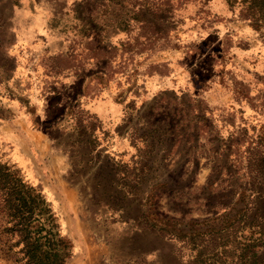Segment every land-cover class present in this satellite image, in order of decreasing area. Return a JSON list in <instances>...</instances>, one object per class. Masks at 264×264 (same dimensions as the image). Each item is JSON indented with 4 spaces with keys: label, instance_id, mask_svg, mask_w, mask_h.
Returning a JSON list of instances; mask_svg holds the SVG:
<instances>
[{
    "label": "rangeland",
    "instance_id": "rangeland-1",
    "mask_svg": "<svg viewBox=\"0 0 264 264\" xmlns=\"http://www.w3.org/2000/svg\"><path fill=\"white\" fill-rule=\"evenodd\" d=\"M231 2L0 0V123L56 128L61 164L1 134L0 162L52 203L67 264H189L174 236L245 214L227 249L264 259V8Z\"/></svg>",
    "mask_w": 264,
    "mask_h": 264
},
{
    "label": "trees",
    "instance_id": "trees-1",
    "mask_svg": "<svg viewBox=\"0 0 264 264\" xmlns=\"http://www.w3.org/2000/svg\"><path fill=\"white\" fill-rule=\"evenodd\" d=\"M233 3L234 0H227ZM249 1V0H245ZM254 5L264 0H250ZM252 224L242 215L227 227L212 231L210 239L206 234L174 236L187 242L192 256L189 264H264L255 252V244L240 250L227 249L231 237L243 234ZM232 232L229 233V229ZM264 235L261 234L262 238ZM260 240V239H259ZM219 246L222 249H219ZM0 249L5 254H13V264H67L72 255V244L60 233L58 218L41 190L25 183L22 177L10 166L0 162Z\"/></svg>",
    "mask_w": 264,
    "mask_h": 264
},
{
    "label": "crops",
    "instance_id": "crops-1",
    "mask_svg": "<svg viewBox=\"0 0 264 264\" xmlns=\"http://www.w3.org/2000/svg\"><path fill=\"white\" fill-rule=\"evenodd\" d=\"M95 107L96 109H94V112L101 118L109 120V122L111 120H116L115 118L117 117L119 118L122 113V106L109 100H101L96 103ZM91 109L92 108L87 110L89 111ZM33 124L32 119L28 118L24 113L17 114V117L14 120L3 121L2 124L0 123V134L12 137L17 148L20 150V154L25 158H28L27 155L31 156V153L35 150H39V153L42 156L39 157V160L44 163V170H46L47 165L50 170L57 169V167L61 164V154L59 153L58 148H53L55 143L53 135L56 128L51 130H40L39 128L34 127ZM114 136L117 139L125 137V135L120 134ZM44 180V187L55 186L48 176L44 177ZM50 182L51 186L48 184Z\"/></svg>",
    "mask_w": 264,
    "mask_h": 264
}]
</instances>
